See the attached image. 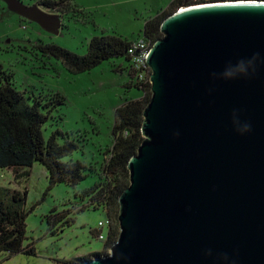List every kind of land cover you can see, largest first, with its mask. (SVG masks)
I'll return each mask as SVG.
<instances>
[{
  "label": "water",
  "instance_id": "obj_1",
  "mask_svg": "<svg viewBox=\"0 0 264 264\" xmlns=\"http://www.w3.org/2000/svg\"><path fill=\"white\" fill-rule=\"evenodd\" d=\"M5 1L60 33L59 14ZM188 2L148 56L152 99L119 239L78 264H264V4ZM233 113L251 131L238 133Z\"/></svg>",
  "mask_w": 264,
  "mask_h": 264
},
{
  "label": "rangeland",
  "instance_id": "obj_2",
  "mask_svg": "<svg viewBox=\"0 0 264 264\" xmlns=\"http://www.w3.org/2000/svg\"><path fill=\"white\" fill-rule=\"evenodd\" d=\"M41 1L26 3L37 4L49 13H59L46 9L40 5ZM173 1L72 0L65 4L69 9H66L64 28L59 34H52L38 23L10 11L6 1L0 0V66L14 74L15 86L20 91L36 97L61 95L65 98L66 104L54 113L55 119L45 126L44 135L48 138L58 130L64 133L78 147L66 161H80L94 169L75 188L58 185L51 191L48 190V173L40 164L18 173L0 170L1 187L28 192L25 210L34 209L26 220V245L36 249V256L17 254L8 258L1 255L0 264H59L60 260L72 261L87 256L93 259L94 253L104 256L111 252L105 251L104 241L91 234L92 230L104 228L99 221L105 222L107 214L102 210L71 214L74 224L65 227L57 236L49 232L47 216L55 208L54 214L72 210L79 202L76 194L99 182L102 165L108 158L107 150L114 143L115 111L142 95L128 75L130 64L126 59L105 61L90 72L75 75L62 62L43 56L37 47L55 44L85 56L94 37L117 36L137 41L142 38L147 20L168 9ZM119 67L124 71L120 72ZM64 141L60 139V143ZM27 171L29 176L25 175ZM107 232L104 228L105 236Z\"/></svg>",
  "mask_w": 264,
  "mask_h": 264
},
{
  "label": "trees",
  "instance_id": "obj_3",
  "mask_svg": "<svg viewBox=\"0 0 264 264\" xmlns=\"http://www.w3.org/2000/svg\"><path fill=\"white\" fill-rule=\"evenodd\" d=\"M65 2L64 0V4ZM185 3L186 0H174L168 9L147 20L142 38L153 46L162 37V23ZM196 4H198L196 0L187 3L192 6ZM41 5L49 10L63 8V2L55 0H43ZM135 41L117 36L94 37L85 56L77 55L55 44L37 47L43 56L62 62L66 69L75 75L90 72L105 61L126 59L130 64L128 75L134 81L133 86L142 92L140 98L127 101L115 111L112 130L114 143L112 148L107 150L108 158L102 165L99 182L76 194L79 202L72 210L54 214L57 211L55 208L52 214L47 216L49 232L57 236L65 227L74 224L71 214L102 210L109 220L104 241L106 252L112 249L120 236L119 199L130 185L128 165L144 141L142 134L144 111L152 99L151 72L140 76V72L134 68L131 71L133 60L129 49ZM118 70L124 71L123 67H119ZM65 104L66 100L61 95L43 98L18 90L14 74L0 66V170L18 173L22 169L30 170L36 164H40L48 173L49 191L58 185L75 188L94 172L92 167H87L80 161H66L78 147L74 141L66 138L64 133L58 130L48 138L44 135L45 126L50 120L55 119L54 113ZM60 139L65 141L60 143ZM29 173L27 171L25 175L29 176ZM27 195V191L20 192L0 186V256L4 254L8 258L17 254L36 256L35 247L26 245V220L34 209L30 212L25 210ZM102 233L103 230L91 231L98 239ZM91 256L98 257L102 254L99 252ZM87 260H91V257L76 258L72 261L60 260L58 263L78 264Z\"/></svg>",
  "mask_w": 264,
  "mask_h": 264
},
{
  "label": "built area",
  "instance_id": "obj_4",
  "mask_svg": "<svg viewBox=\"0 0 264 264\" xmlns=\"http://www.w3.org/2000/svg\"><path fill=\"white\" fill-rule=\"evenodd\" d=\"M198 4L194 6L201 5H226V4H264V0H196ZM183 9L180 8V10ZM152 45L145 40L144 38L139 39L133 43V45L129 49V53L132 56V70H137L140 72V76H145L148 72H151L149 65L147 64L148 56ZM134 68V69H133ZM151 80V79H150ZM100 226L108 229L109 220L106 219L105 222H99ZM102 228L101 230H103ZM100 240L105 241L106 236L102 233L99 237Z\"/></svg>",
  "mask_w": 264,
  "mask_h": 264
},
{
  "label": "clouds",
  "instance_id": "obj_5",
  "mask_svg": "<svg viewBox=\"0 0 264 264\" xmlns=\"http://www.w3.org/2000/svg\"><path fill=\"white\" fill-rule=\"evenodd\" d=\"M240 63H242V61ZM240 63L237 65V68L240 67ZM233 124L235 126V130L240 134H244V133L251 131V125L248 123L241 124L240 121L236 118L235 113H233ZM176 135H179V134L176 133Z\"/></svg>",
  "mask_w": 264,
  "mask_h": 264
},
{
  "label": "flooded vegetation",
  "instance_id": "obj_6",
  "mask_svg": "<svg viewBox=\"0 0 264 264\" xmlns=\"http://www.w3.org/2000/svg\"><path fill=\"white\" fill-rule=\"evenodd\" d=\"M24 4H26V5H28V6H33V3H29V2H32L33 0H21ZM26 1H29V2H27L26 3ZM55 1H57V2H59V3H62L63 2V9H57V10H52V11H57V12H59V13H57V14H59L60 15V17H61V19H62V28H61V30L64 28V23H63V21H64V19H65V14H66V9L67 8H65L66 6H65V4H69V3H71V1L72 0H65L66 2H65V4H64V0H55ZM189 1V0H188ZM37 5V4H36ZM41 5V4H40ZM47 9V8H46ZM40 45H45V44H40Z\"/></svg>",
  "mask_w": 264,
  "mask_h": 264
}]
</instances>
